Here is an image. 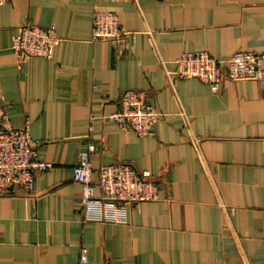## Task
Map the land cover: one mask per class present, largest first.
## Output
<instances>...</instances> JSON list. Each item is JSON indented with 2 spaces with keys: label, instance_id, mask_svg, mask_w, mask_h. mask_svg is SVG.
<instances>
[{
  "label": "crops",
  "instance_id": "obj_1",
  "mask_svg": "<svg viewBox=\"0 0 264 264\" xmlns=\"http://www.w3.org/2000/svg\"><path fill=\"white\" fill-rule=\"evenodd\" d=\"M95 8L116 12L125 33L93 41ZM25 23L56 30L52 57L16 55ZM197 50L264 51V0L0 5V101L53 163L33 192L0 191V264H264V79L213 89L175 76V58ZM129 88L161 112L148 134L109 117ZM89 142L95 182L101 164L125 161L151 172L159 198L119 202L123 220L87 219L73 167Z\"/></svg>",
  "mask_w": 264,
  "mask_h": 264
},
{
  "label": "built area",
  "instance_id": "obj_2",
  "mask_svg": "<svg viewBox=\"0 0 264 264\" xmlns=\"http://www.w3.org/2000/svg\"><path fill=\"white\" fill-rule=\"evenodd\" d=\"M7 0H0V5ZM125 31L118 14L95 8L93 13V41L115 39ZM61 38L52 27L35 23L23 24L13 38L12 47L22 59L33 56L52 57ZM173 73L179 78H199L219 89L225 80L264 79V51L242 50L225 58H218L207 50L184 51L175 58ZM118 108L109 114L119 126L139 135L148 134L161 116L160 110L149 100L145 90L126 89L117 98ZM29 126L15 127L0 101V191L11 185L22 186L27 193L35 189L36 174L53 166L52 162L37 158V146ZM97 144L89 142L79 152L73 167V178L82 184L78 203L87 219L123 220L119 202L130 204L159 198L161 184L149 170H140L125 161L101 164L99 178L94 181L92 155ZM101 189V195L95 188ZM87 258L85 248L82 261ZM111 264V263H108Z\"/></svg>",
  "mask_w": 264,
  "mask_h": 264
}]
</instances>
